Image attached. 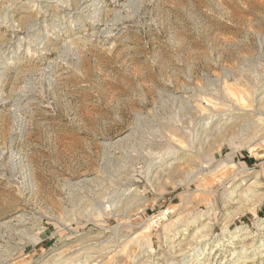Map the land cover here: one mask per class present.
<instances>
[{"label":"rangeland","instance_id":"obj_1","mask_svg":"<svg viewBox=\"0 0 264 264\" xmlns=\"http://www.w3.org/2000/svg\"><path fill=\"white\" fill-rule=\"evenodd\" d=\"M21 1L0 0V63L8 59L0 76V264H85L97 256L98 236L113 251L86 264H142L190 239L200 215L212 233L179 264L203 256L233 264L240 233L264 237V196L224 225L239 207L235 187L258 178L264 194L262 119L247 144L209 140L201 157L188 152L193 162L157 185L143 158L154 148L146 137L175 142L164 125L226 110L225 95L253 107L248 90L264 82V0H95L94 17L66 36L57 25L74 17ZM75 1L67 0L72 8ZM53 15L56 26L34 27ZM212 158L201 173L197 164ZM129 189L142 198L120 218L115 196Z\"/></svg>","mask_w":264,"mask_h":264},{"label":"bare ground","instance_id":"obj_2","mask_svg":"<svg viewBox=\"0 0 264 264\" xmlns=\"http://www.w3.org/2000/svg\"><path fill=\"white\" fill-rule=\"evenodd\" d=\"M96 2H95V0H80L78 2L77 6L72 8L70 6L71 4H69L67 2V0H25L26 4L33 3V4L37 5L38 7H40L41 9L43 7L46 8V10H49V8L53 5L57 6V8L61 11V13L58 14L60 18H64V17L73 18L74 17L75 18L74 20L72 19V20L63 21L61 19V21H63L62 25L61 24L57 25L58 29L62 32V34L64 33L63 35H65V36L69 31H73L74 27H76V26L82 27L85 18L92 19V17H94L93 15L96 12L94 10H92V7H94L96 5L95 4ZM72 3H74V2H72ZM17 5H18V1H12L10 4V7H14ZM24 6H25V4L23 5V7ZM101 8H103V7H101ZM10 9L12 10V8H10ZM41 11H43V10H41ZM100 12H101V10H100ZM7 13H9V12H7ZM58 15L49 16V19H47V20H46V18L45 19L43 18V20H41V21L37 20V21H35L36 24L34 25V27H42L45 23H46L45 26L48 24L56 26V24H54V22H55L56 18H58ZM99 21H101V20H99ZM101 25H103V24H101ZM19 52H20V50L17 49L10 57H14V55L18 54ZM7 61H8V59L4 60L2 63H0V76L2 75V73L4 72V70L7 67ZM252 87H253V85H252ZM247 90H248V88H247ZM248 92H250L248 97H251L252 98L251 101L253 102V105H252L253 107L250 109H247L248 107L246 108V107L241 106L242 104L241 105L238 104V101L233 99L235 96L233 98H228L231 96V94H230L229 96L225 95V97H224V100L230 104L226 110H224V108H223V110L221 111V109L219 107L220 110L214 109V110H212V112L210 114L200 115V116H198V118H196L194 120H191V121L182 120V121H180V123L178 121L177 124L173 127L164 125L166 127V129L169 128L170 133H172L174 135L176 134V136L179 137L178 139H175L176 140L175 142L173 140L174 138L172 139V137H169V136L165 137L164 140L162 139V141L156 140L154 138V136H152V138H150L149 136H148V138L146 137V139L143 138L146 142H148L151 145L152 148L154 147L152 152L150 150V152H151L150 156L143 157V158H146L147 176L150 179V181L153 184L156 183V185H157L164 178H166V177L168 178L169 176H173V174H175L176 171L186 167V164H189L188 163L189 161L193 162L192 161L193 159L190 160L191 159L189 157L190 153H188V152H191V155H193L194 157H201V153H203L204 146H205L206 142L209 140H215L217 137H222V136L224 137L227 135L230 137L229 138L230 144H233L234 139H236L235 136L237 137V139L240 143H242V144L246 143L247 144V141L249 139L248 134H247L248 130L256 131V132L262 131V133L258 136V138L260 136L261 137L263 136L262 138H264V127L259 128L260 129L259 131H258V127H257L259 125L258 124L259 119H262L264 122V82L263 83L259 82L257 85H255V87L251 91L248 90ZM244 102H246V101H244ZM247 103H248V101H247ZM244 105H245V103H244ZM255 114L259 115L260 117L257 119L256 117H254ZM128 138H129L128 135H124L123 137L120 138V140H122V139L128 140ZM120 140H117V141L119 142ZM177 141H178V143H177ZM159 142H161V143L159 144ZM129 143L130 142H128V144ZM143 144H145V143H143ZM215 162L216 161L214 160V158H212L210 160V162L207 163V165H205V166L203 165V162L198 163L197 164V166L199 167L198 170L200 169L199 171L200 172L202 171L201 173L206 172L214 166ZM183 170H185V169H183ZM185 174H187V173H185ZM194 178H196V175L194 176ZM194 178H193V180H194ZM244 184H246V183H244ZM241 185L239 187H241ZM239 187L238 186L235 187L234 190L231 192V201L233 202V204H238L239 207L235 212H233L231 214L230 213L227 214L226 219H225L226 221H225L224 225L228 226V227H231V223L234 221L235 216H237L238 214H241L242 212H244L246 210H249L252 207L257 206L263 200L264 194H260L259 192H257L262 187L258 178H256L254 181H252L248 185V187L245 188L244 191L242 190V192L238 193V191H239L238 189H241ZM115 197L118 198V200L116 202L114 201V203H115L114 206L112 204L111 205L113 206L114 212H116L115 215H120V218L122 217L121 215L126 214V213L123 214L126 209H128L132 206H134V208H135V204L138 203L140 201V199L142 198L138 195V193L135 192V190H130V189L127 192L125 190L123 192H120V194H117ZM127 212H130V210L128 209ZM20 218H22V217H20ZM209 218L210 217H208V216L204 217V215H200L198 217H195V220L191 223V226H193L194 228L197 226H201V227H199L197 230H195V232H193L191 234L190 239L188 238V236H186V237L182 238L181 240H179L177 243H171V244L167 243L169 245V247H167V250H164L159 255V257L155 258L154 260H151L149 258L146 261H144L142 264H158L159 262H161V264H163V263L168 264V262H170V261L173 262L174 260H177L176 264H179L180 263V257L182 254H184V252L187 250V248L189 249V247H191L192 244H194V243L203 241L207 236H209L212 233L213 226L210 223V220L206 224H203V222ZM188 228H189V225L187 226V229H185V232H183V235H187L186 230H188ZM261 229L264 230L263 227ZM240 234H241V236L245 234L239 240L240 243H242V246L240 248L241 255L235 257V259L233 260V264H258V262L261 264H264V249H261L262 246H264V237L259 241H255V238H253L251 240V237L249 236L250 233H248V232L247 233L242 232ZM104 239H105L104 236H98L97 238H95L92 241V245H91L92 254H97V256L91 255L90 251L88 252V250L90 249L88 247V245H86V246L82 245V247H80V250L85 249L84 253L83 252H80V253L85 254V255H87V254L91 255V256H86V257H84V255L82 256L85 258L84 259L85 264L89 263V262H91V263L92 262L93 263L101 262L102 259L100 260V258H103V256L105 254H107V253L110 254V252L113 251L112 250V251L108 252L107 250H109L110 247L115 246V244H111L112 243L111 242L109 245L104 246L103 245V243L105 242ZM113 240L117 241V238H113ZM234 240H236V239L233 238V241ZM174 241H176V240H173V242ZM217 245H219V244H217ZM252 248H253V250H252ZM250 249L252 250L251 252H254L252 255H250L251 252L248 254V251ZM198 255H202V254H198ZM229 255L233 257L234 254H229ZM78 256H79V258H81L80 257L81 254L79 255L77 253V256L73 257V259L76 260L77 259L76 257H78ZM89 258H91V259H89ZM80 260L82 261V259H79V261ZM156 260H158V263H156ZM188 261H190V260H188ZM65 262H67V261L65 260ZM138 264H140V263H138ZM190 264H212V262L210 260H208V258L206 259V256H203L200 258H194Z\"/></svg>","mask_w":264,"mask_h":264}]
</instances>
